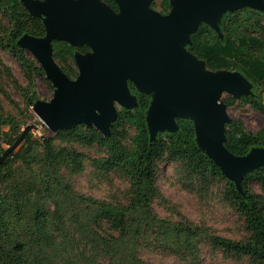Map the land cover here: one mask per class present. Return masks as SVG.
Returning <instances> with one entry per match:
<instances>
[{"label": "trees", "instance_id": "1", "mask_svg": "<svg viewBox=\"0 0 264 264\" xmlns=\"http://www.w3.org/2000/svg\"><path fill=\"white\" fill-rule=\"evenodd\" d=\"M103 1L119 13L116 0ZM150 7L170 10L171 0H152ZM0 13L10 23L5 34L0 35V47L18 61L33 88V75L45 78L46 73L18 42L25 34L44 37L43 18L32 15L21 0H0ZM254 16L264 17V11L244 6L225 12L219 23L222 36L201 22L186 49L209 70L241 73L251 83L252 93L224 98L223 102L232 106L240 98L264 115V38L242 29L247 19ZM51 44L56 56L70 61L76 53L92 50L87 44L73 46L59 38L52 39ZM70 69L65 73L76 79L78 71ZM49 85L54 87L50 80ZM128 88L136 97L137 106L119 110L107 136L83 123L60 131L59 135L66 141L79 137L108 147L107 158L91 162L97 172L114 170L126 177L130 187L117 193L126 201H100L72 190L57 165L74 163L72 166L80 167L81 155L65 148L56 150L49 139L43 140V153L30 131L0 165V243H8L14 237L15 247L21 251V258L16 259L13 254L11 259L12 255H8L5 260L0 259V264H150L140 256L143 246L174 254L185 264H202L204 246L236 259L247 257L253 264H264V165L243 177L240 190L199 145L192 119L177 117L176 131H161L152 139L147 121L152 95L140 91L132 81ZM27 98L29 105L38 100L36 93ZM7 124L6 119H0V141H5L4 146L0 142V155L23 131V126L16 124L12 131L3 132L2 127ZM126 124L135 129L129 146L124 144L120 131ZM225 137V147L236 156L264 147V130L252 132L234 118L225 124ZM163 158L178 161L182 180L202 194L221 185L222 199L240 215L246 236L232 239L213 233L181 213L178 219L160 216L153 207L156 200L178 213L156 184V168ZM17 160L30 168L35 162L37 169L32 167L29 175L20 174L14 166ZM104 221L114 233L104 235ZM73 226L78 227V237L72 234ZM58 235L63 241H57ZM101 252L111 253L112 261H100Z\"/></svg>", "mask_w": 264, "mask_h": 264}, {"label": "water", "instance_id": "2", "mask_svg": "<svg viewBox=\"0 0 264 264\" xmlns=\"http://www.w3.org/2000/svg\"><path fill=\"white\" fill-rule=\"evenodd\" d=\"M116 1L120 16L103 0H81L77 4L65 2L62 8H53L49 0L21 1L32 15L42 18L44 15L47 20L43 19L46 26L44 37L25 34L18 42L34 53L56 89L50 102H36L35 112L39 119L47 127L55 128L68 125L76 116H82L97 124V127L104 128L96 108L109 107L111 94L123 102L130 99L127 92L130 90L124 86L126 77H130L140 91L150 94L137 86H144L147 80L160 91L149 107L153 127L168 122L175 113H178L177 117L191 116L199 145L225 174L227 170L235 171L239 167L248 166L255 170L263 166L261 156L254 154L245 161H232L229 156L236 155L225 147V124L229 120H226L225 113L227 105L219 97L224 90L241 96L237 94L241 80L236 77L233 83L230 79L204 78L200 68L194 64L193 59L197 58L189 51V54H184L178 49L180 41L188 40L187 44L190 43L191 34L201 22L211 25L222 36L219 27L222 15L244 6L234 8L238 0H172V13L160 16L149 8V0ZM247 1L264 6L263 0ZM221 10L224 11L217 23L215 20ZM55 38L69 43L81 40L77 45L70 44H87L92 49L86 53V58L78 57L80 53H76L79 75L75 80H71L53 58L51 40ZM146 64L156 65L161 74L157 87L154 76L146 71ZM135 100L137 106L136 97ZM150 111H147V121ZM198 116L200 126L196 120ZM36 128L33 124L26 125L15 143L0 155V165ZM156 135H151L152 139ZM243 177L239 185L229 178L241 190Z\"/></svg>", "mask_w": 264, "mask_h": 264}, {"label": "rangeland", "instance_id": "3", "mask_svg": "<svg viewBox=\"0 0 264 264\" xmlns=\"http://www.w3.org/2000/svg\"><path fill=\"white\" fill-rule=\"evenodd\" d=\"M79 1L81 0H49V3L53 8H62V4L65 2L77 4ZM150 2L151 0H149L148 2L149 8ZM245 5L253 10L264 11V6L259 7L252 3H249L247 0H238L237 4L234 5V8ZM25 7L27 8V6ZM154 11L160 16H169L172 13L173 8L166 11L160 9ZM223 11L224 10L219 11L217 15V19L215 20L217 23H219ZM115 14H117V16H120L121 13ZM43 19L46 20V17L44 15ZM9 25L10 23L8 22V19H6L5 16L0 13V35L5 34ZM242 29L244 32L253 33L264 38V17L254 16L251 17V19L248 18L246 24L242 26ZM80 42L82 41H71L70 43L73 45H77ZM187 42L188 40H182L178 43V49L184 54H189L186 50ZM21 47L25 49L29 56L33 57L40 66H42L30 49L24 48L23 46ZM78 57L86 58L88 56L86 54H79ZM53 58L56 64L63 70L64 73L65 70L69 71L70 67H72V69H70V72L71 70H77L79 73L77 58H75L73 61H70L66 58L58 57L55 55L54 50ZM193 60L195 66H198L200 68L201 76H203L204 78H218L222 80L230 79L233 83L236 77L241 80L242 85L240 87L238 86L239 89L237 93L241 96H234L232 92L224 90L219 97L220 101H222V99L224 98L242 97L251 94L252 88L250 83L245 79V77H243L241 74H238L236 71H212L206 68L205 65L197 59L194 58ZM146 67V71L154 76V85H156L157 87L161 76L157 66L146 64ZM70 79L75 80L73 78ZM33 80L35 86H33L32 88L30 86L31 82L29 80V77H27L25 71L18 63V61L11 54L4 51L0 47V119H6L8 121V124L2 127V131H12L11 129L16 124L23 126L22 129H24V127L28 124L36 125L37 128L31 131L32 140L40 142L39 149L41 152H45V145L43 144V140L49 139L56 150L65 148L70 152L78 153L81 155L80 167L72 166L74 163H72V165H57V168L60 170V173L64 176L66 182L69 184L72 190L100 201L125 202L126 200L124 198H121V195H117V193H119L123 189H126L127 187H130V184L126 177L121 172H116L114 170L109 172H97L91 162L92 159L107 158L110 155L108 147L102 146L96 142L83 140L79 137L75 138L74 140L66 141L64 139H61L59 135L60 131H66L80 123H83L85 126L96 127L103 135L107 136L111 132V124L114 118L117 116L118 111L123 108H135V97L129 91H127L129 93L128 95L130 99L128 98L129 100L123 102L111 94L109 97L110 105L109 107H107L108 109L105 107L96 108V113L104 122V128L97 127V124L92 121H88L85 117L83 118L82 116H76L68 125L49 128L37 116L35 112V104L36 102H50L55 95L56 89L55 87H51L49 85L47 74L45 78L34 74ZM130 80V77H126V79L124 80V86L127 90V81L129 82ZM144 82V86L140 84H138L137 86L141 90L149 92L152 95V99L154 101V98L157 97V94L160 92L158 91L159 88H153V83H149L147 80H145ZM35 93L36 96H38V100L34 105H29L27 95L34 96ZM148 111H150V109H148ZM225 113L226 120H230L232 118L241 120L245 124L246 128L252 132L264 130V115L253 108L250 103H247L240 98H238V100L234 102V105L226 106ZM148 115L150 132L153 137L157 132L176 131V128H178L175 122V118L179 116L178 113L171 115L168 122L160 124L156 127L152 126L153 118L151 115V111L150 113L148 112ZM120 131L124 136V144L126 146H129L135 136V129L130 124H126L120 128ZM2 145H5L4 140L2 141ZM252 154L257 155L258 157L261 156L260 163L264 162V147L254 148L251 151V154L244 157L230 155L229 158L232 161H245ZM14 166L16 167L17 171L20 172V174L25 175H29L31 173L30 170L32 167L35 170L37 169V165L35 162H33V165H31L30 168L29 166H25L21 160H17ZM252 170L253 167H239L235 171L227 170L226 176L228 178H233L238 182L239 185L240 179ZM180 171L181 165L176 160H168L163 158L158 162V167L156 168L155 173L156 184L158 185L162 194L172 202V204L178 211V213L173 212L170 209L166 208L163 203L159 202V200H156L153 204V207L160 214V216L171 219H178V214L181 213L192 220L195 224L204 226L210 229L213 233L227 236L232 239L244 238L246 236V233L243 229L242 219L239 214H237L225 201H223L221 192L222 186L218 185L217 187L212 188L208 192L209 194H202L199 192V190H194L189 182L182 180ZM253 186L257 191L260 192L261 189L256 183H253ZM106 222L107 221H104L102 223L103 233L104 235H110L114 233V231ZM72 234L78 237L77 226H73ZM2 235L5 234L3 233ZM57 239V241H63L64 238H62V235H58ZM15 241L16 238L13 237V239L8 243H0V259L3 257L5 260V257L8 255H12L11 259H14L15 256L16 259L21 258V251L16 249ZM139 253L140 256H142V258L150 264H185V262H182L180 259L176 258L174 254L168 252L164 253L160 250H154L149 246L141 247L139 249ZM13 254H15V256ZM99 260L103 262H111L112 254H104V252H101L99 255ZM5 263L9 264L7 262ZM202 264L253 263L247 257L236 259L234 257L227 256L221 250L213 251L209 246H204L202 253Z\"/></svg>", "mask_w": 264, "mask_h": 264}, {"label": "bare ground", "instance_id": "4", "mask_svg": "<svg viewBox=\"0 0 264 264\" xmlns=\"http://www.w3.org/2000/svg\"><path fill=\"white\" fill-rule=\"evenodd\" d=\"M196 120H197V124H198V126H200V116H198L197 118H196Z\"/></svg>", "mask_w": 264, "mask_h": 264}, {"label": "built area", "instance_id": "5", "mask_svg": "<svg viewBox=\"0 0 264 264\" xmlns=\"http://www.w3.org/2000/svg\"><path fill=\"white\" fill-rule=\"evenodd\" d=\"M2 143V141H0Z\"/></svg>", "mask_w": 264, "mask_h": 264}]
</instances>
